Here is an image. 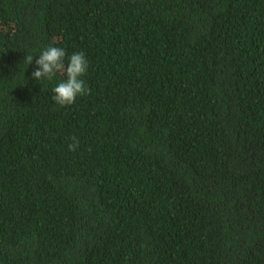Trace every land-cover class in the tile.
<instances>
[{
	"label": "trees",
	"instance_id": "1",
	"mask_svg": "<svg viewBox=\"0 0 264 264\" xmlns=\"http://www.w3.org/2000/svg\"><path fill=\"white\" fill-rule=\"evenodd\" d=\"M0 264H264V0H0Z\"/></svg>",
	"mask_w": 264,
	"mask_h": 264
},
{
	"label": "clouds",
	"instance_id": "2",
	"mask_svg": "<svg viewBox=\"0 0 264 264\" xmlns=\"http://www.w3.org/2000/svg\"><path fill=\"white\" fill-rule=\"evenodd\" d=\"M33 55H25L24 61L31 63ZM66 51L61 47L49 45L41 51L38 59L35 60L37 65L33 71L32 77L36 81L42 79L51 81L56 75L62 74L64 79H61L58 84L52 88V99L59 106L71 105L75 102L78 95H86L90 93L85 80L82 78L88 68V61L83 51L71 54L65 64ZM74 143L69 145V150H75L77 146L75 138Z\"/></svg>",
	"mask_w": 264,
	"mask_h": 264
}]
</instances>
